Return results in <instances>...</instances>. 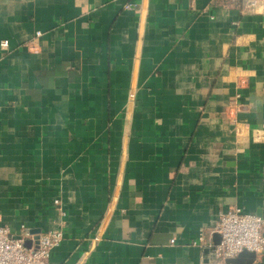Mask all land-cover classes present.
<instances>
[{"label":"crops","instance_id":"crops-1","mask_svg":"<svg viewBox=\"0 0 264 264\" xmlns=\"http://www.w3.org/2000/svg\"><path fill=\"white\" fill-rule=\"evenodd\" d=\"M3 40L0 227L50 264H216L264 216L263 3L0 0Z\"/></svg>","mask_w":264,"mask_h":264},{"label":"built area","instance_id":"built-area-1","mask_svg":"<svg viewBox=\"0 0 264 264\" xmlns=\"http://www.w3.org/2000/svg\"><path fill=\"white\" fill-rule=\"evenodd\" d=\"M231 1H246L251 8H256L259 3L264 4V0ZM131 7L132 4L126 6V8ZM41 34L38 32L36 37H40ZM0 46L6 51L9 43L3 40ZM215 232L220 236L219 244H210L207 247L211 259L216 264H224L225 259L236 257L244 251L253 252L257 257L264 256V216L233 208L219 214ZM63 239L64 235L60 228L30 234L25 227L15 233L9 227L2 226L0 227V264H50L53 250L61 245Z\"/></svg>","mask_w":264,"mask_h":264},{"label":"water","instance_id":"water-1","mask_svg":"<svg viewBox=\"0 0 264 264\" xmlns=\"http://www.w3.org/2000/svg\"><path fill=\"white\" fill-rule=\"evenodd\" d=\"M206 251L209 252L207 249ZM256 259L257 256L255 253L244 251L236 257L225 259L224 264H254Z\"/></svg>","mask_w":264,"mask_h":264}]
</instances>
